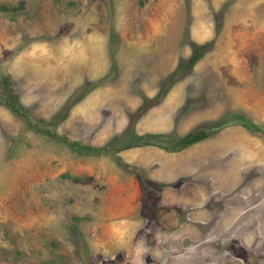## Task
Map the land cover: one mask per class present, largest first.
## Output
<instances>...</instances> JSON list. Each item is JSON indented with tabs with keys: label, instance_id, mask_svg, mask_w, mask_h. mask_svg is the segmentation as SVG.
Returning a JSON list of instances; mask_svg holds the SVG:
<instances>
[{
	"label": "rangeland",
	"instance_id": "1",
	"mask_svg": "<svg viewBox=\"0 0 264 264\" xmlns=\"http://www.w3.org/2000/svg\"><path fill=\"white\" fill-rule=\"evenodd\" d=\"M260 2L0 0V264H264V163H240L233 182L200 143L199 179L161 180L154 147L87 155L69 145H107L199 35L211 44L133 130L232 123L225 112L264 126L246 99L260 85ZM143 43L158 72L128 85L126 54L139 69ZM11 95L23 117L5 105ZM253 134L264 143V128ZM187 185L199 186L197 206Z\"/></svg>",
	"mask_w": 264,
	"mask_h": 264
},
{
	"label": "crops",
	"instance_id": "2",
	"mask_svg": "<svg viewBox=\"0 0 264 264\" xmlns=\"http://www.w3.org/2000/svg\"><path fill=\"white\" fill-rule=\"evenodd\" d=\"M260 1L261 2L259 4L264 5V0H260ZM257 16L259 17L258 20L260 21V23L256 27H258L259 36L263 37L262 34L264 33V13L261 14L257 13ZM241 17L242 15H239L236 18H241ZM243 18L244 20L247 19L253 20L254 24L256 22L254 16L251 13L244 14ZM199 34H201V31H199ZM252 34L253 33H251L250 35ZM199 36L192 37V39L199 41ZM142 46L144 50L138 53L141 54L140 60L143 63V65L141 64L139 66V69L140 71L143 72H140L139 69L135 68L136 62L134 55H132L131 52H129L130 55L128 53L126 54V58H127L126 68L128 71H131L129 72V75H131V80L127 82L128 85L133 79H137V78L139 79L142 77H147V79H149L150 75L154 76L155 72H158L153 70V66H151L153 62L151 64L147 62L148 57L159 56L158 54H156L157 51L155 50V48L148 46L147 43L146 44L143 43ZM262 52L264 53V48L260 47V54H261V56L259 57L260 72L258 78L260 84L259 90L256 92V90L252 89L250 94H247L248 96L246 95V99L251 102H258L257 107H259V112H260L259 118L264 119V54ZM164 54H166L165 51ZM131 60L132 63L130 62ZM159 66L161 68V71H159L161 75L163 73L165 65L163 63V64H159ZM217 67L222 70V72L219 75L226 74L225 70L220 65H218ZM227 69L229 70L231 68H227ZM125 90L127 92V89H124V91ZM183 122H185V120L180 121L179 126L182 127ZM154 131H162V130L156 128ZM186 132H188V130H182V132L179 134L178 132L175 133H177L178 135H182ZM208 135L198 140L197 142L184 147L179 151H173V152L165 151L155 146H138V147H146V148L154 147L153 149L155 150L151 151V153L154 154L153 163H156L157 165H161V169H162V171L158 173V175L155 174V176H159L158 178L161 180H171L178 175L192 176V177L194 176L195 179H199V144L200 143L203 144L205 149L207 148L213 149L214 156L215 157L217 156L216 158L217 161L226 162L227 169L225 168L219 169V167H217V169L214 170L213 173H215L217 176H225L226 179H229L233 182L237 179V176L235 175L236 174L235 169L237 165L239 166L240 163H243L244 165H250L253 163H259V164L264 163V143L257 140V138L254 136L253 133L247 131L244 127L242 128V126H239V124L228 122L227 124L219 128L216 131V133L211 134V136ZM132 148L135 147H130L122 150H130ZM187 187L189 189H192L191 192L195 191V193L197 194L195 193L193 194L190 191H186V194L190 192L188 198L186 197L187 199L186 202L193 203L194 206H197L198 204L196 203L199 197V189H198L199 186L196 185L195 189L192 185H187Z\"/></svg>",
	"mask_w": 264,
	"mask_h": 264
},
{
	"label": "trees",
	"instance_id": "3",
	"mask_svg": "<svg viewBox=\"0 0 264 264\" xmlns=\"http://www.w3.org/2000/svg\"><path fill=\"white\" fill-rule=\"evenodd\" d=\"M189 46L191 48V53L188 58L179 60L176 65L175 70L169 75L167 79V83L163 84V88L159 89L154 95L150 98L142 99L141 103L135 108V110L128 116L127 123L125 127L121 130L122 132L117 136L111 138L107 145H102L99 147H92L90 145H82L78 144L76 141H70V146H76L78 149H84L87 155H104L112 151L113 153L118 152L119 150L130 148V147H138V146H155L165 151H179L184 147L197 142L198 140L206 137L208 134L212 132H216L219 128L227 124L229 121L225 122L223 118L220 119H212L205 122L204 125L197 126L182 135H178L175 132L170 133H142L139 134L133 130V121L141 115L143 111H145L148 107L153 104H156L159 99L165 94L166 90L169 89L170 85L177 79V75L180 72H184L189 70L195 60L199 57L202 51L205 50L210 44L211 41L205 42H195L192 39L188 41ZM5 105L8 109L22 116L24 113L22 112L21 105L14 99V97L7 96L4 99ZM230 118L232 122H235L242 127H244L247 131L254 133L256 131H260L264 128V126L257 125L253 123L251 120L247 119L240 113H228L225 112L222 114V117ZM23 117V116H22ZM68 142V141H67ZM113 142H117L115 147H111ZM111 145L110 148L107 149V146ZM65 177H69L64 175ZM138 176L142 178L140 172H138ZM144 182V181H143Z\"/></svg>",
	"mask_w": 264,
	"mask_h": 264
}]
</instances>
